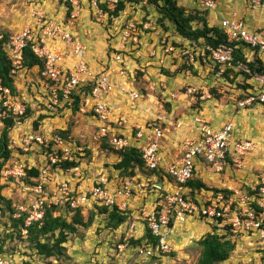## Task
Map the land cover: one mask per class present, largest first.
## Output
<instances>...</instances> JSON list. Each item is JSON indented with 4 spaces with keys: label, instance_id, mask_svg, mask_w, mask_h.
<instances>
[{
    "label": "built area",
    "instance_id": "built-area-1",
    "mask_svg": "<svg viewBox=\"0 0 264 264\" xmlns=\"http://www.w3.org/2000/svg\"><path fill=\"white\" fill-rule=\"evenodd\" d=\"M42 0H23V6L29 11L30 17H37L39 23L35 28H25L19 33H14L5 42L3 49L10 58V75L17 77L21 69L22 50L30 46L35 57L44 62L43 69L39 70L41 77L52 84L49 89V100L47 109H53L65 103L73 104L72 93L83 87L91 86L88 96H82V113H92L99 121L96 130L98 139L108 138V143L116 150H123L129 146L128 140L124 137L112 134L113 128L109 126V118L112 112L111 107L103 100L116 83H111L106 70L92 71L83 61H78L72 68L67 66L68 59H79L86 51L85 45L73 36L72 31L76 25L82 6L90 10L96 23H103L107 20L115 21L116 18L110 16L114 12L120 0H65L69 2V18L63 23L48 20L41 11ZM87 1V3H86ZM125 5L134 4L147 5L148 0H121ZM200 7L207 12H212L216 8V0H197ZM253 9L260 8L264 3L261 0H247ZM105 7L106 10L103 9ZM130 8V7H129ZM222 19V18H221ZM150 28L148 23H144L140 30L134 22L128 21L119 32L122 45L128 43L136 46L139 42L138 33ZM220 30L226 37V43H221L216 47L210 46L204 41H187L186 48L182 55L188 56V64L194 65L199 60L208 62L212 69H217L216 75L221 78L226 70L238 74L242 80L250 86L243 93L244 97L236 102V108L247 110L256 105L264 104V74L251 68L250 64L255 60L264 63V34L251 31L245 22L235 15L223 18L220 23ZM2 34H0V42ZM245 48L249 51L248 57L236 58V52ZM173 51L170 47L166 53ZM113 61L121 60L120 54L112 55ZM190 74L191 71H186ZM119 76L124 77L123 70L119 71ZM128 93L134 101L139 98V94L121 87ZM186 92L190 96L197 94V89L188 87ZM10 96V89L1 85L0 81V119L18 118V127L22 126L21 117L25 112V107L20 105H10L11 99L2 97ZM204 99V96H201ZM15 104V103H14ZM157 121L147 124L151 131L152 141L141 149V160L144 168L148 171L160 170L162 159L160 155V142L164 138L163 130ZM198 137L188 139L183 143V159L181 163H166L164 172L174 183V189L163 191L158 197L154 207L150 211L142 210L141 216L145 220L146 228L152 237L157 240L155 246L144 243L141 246L130 245L129 237H124L122 242L116 245L118 253H123L127 249L132 251L134 257L142 258L148 262L154 256L169 254L171 248L168 239L176 230L177 224H184L188 218H200L215 222L221 228L229 227V231H224V235H229L233 240L236 238H247L256 234L258 239L264 241V172L261 180L257 181L252 191L256 194L247 195L240 191H234L231 195L216 194L209 200H198L184 193L186 184L194 178L195 161L202 158L204 161L220 171L227 158H230L238 168L242 167L246 156L253 154L257 145L251 141H242L233 138V124L228 123L218 130H213L210 125L201 118H196ZM118 125L125 124V120L119 119ZM123 123V124H122ZM37 132V131H36ZM110 135V136H109ZM141 138L139 130L137 134ZM96 137V136H95ZM71 136L63 138L57 133L50 131L47 134L41 132L22 131L18 136L10 138L11 146L15 149L13 156H28L31 151L39 153V158L45 164L40 166V174L35 187L26 188L25 191H32V195L27 202L20 206L21 212L27 213L25 227L32 223L41 222L46 209L52 207H69L71 210L82 209L94 205L112 207L119 211H124L127 207L125 201L118 204L117 199L129 200L132 197V181H125L112 194L109 190V180L103 174L94 180L92 187L88 191L77 192L75 194L65 181L56 180V171L74 172V178L80 179L77 167L71 169H61L57 165L64 162L77 163V154L82 151ZM97 139V137H96ZM76 144V145H74ZM74 146V147H73ZM18 150L20 153H18ZM44 150V152H40ZM74 151V152H73ZM45 152L47 154L45 155ZM77 155H75V154ZM28 166L24 160L9 161L1 172L2 183L19 181L27 176ZM56 166V167H54ZM55 168V172H51ZM149 189L158 190L157 185H142ZM256 195V197H255ZM18 217V215H17ZM219 221V222H218ZM41 224V223H40ZM132 228V226H131ZM0 264H15L14 259L0 257Z\"/></svg>",
    "mask_w": 264,
    "mask_h": 264
},
{
    "label": "crops",
    "instance_id": "crops-1",
    "mask_svg": "<svg viewBox=\"0 0 264 264\" xmlns=\"http://www.w3.org/2000/svg\"><path fill=\"white\" fill-rule=\"evenodd\" d=\"M177 1L178 4L184 7L186 10L197 9L204 11L198 4L197 0H191V1L177 0ZM148 6H149L148 4L143 5L140 6V8H137V11L134 10L137 19L142 18L146 15V13L141 10L148 11L147 10ZM151 6L153 5H150V7ZM83 8L87 9L86 6H83ZM260 8H264V4ZM260 8L252 9L248 4L247 0H222L221 2L219 1V3H217L215 10L211 12V15L212 17H214L215 21H217L218 20L217 18L220 16L223 17H220L219 19L221 18L223 19L224 16H227L226 18H229L235 15L236 17H238L239 19L245 22L249 30L257 31L264 34V10H261ZM125 12H127V9ZM1 16L2 14L0 13V17ZM83 16H86V13L82 15V17ZM145 23H148L151 27V22L150 23L145 22ZM207 23L209 27H212V25H210L208 21ZM96 25L97 24H93L90 21L81 18L77 23V36L80 40L89 44L92 48V53L98 56L96 58H94V56L88 58L89 63L93 65V68H95V71L97 72V71H102L103 69L105 70V64L107 63V61L104 60L105 58H108V49H109L107 47V44H109L110 47L115 48L116 43L119 41L117 35L119 34V31L117 29V31L114 30L115 32H112V30L108 31V33L102 32L103 29L101 30V28L99 27L97 28L98 25L97 26ZM157 31L158 32L153 33L151 36L149 34L148 36H143L140 45L137 46L136 48H132V53H131L132 57H127L128 59L125 60V65L128 70L127 71L128 77L132 72H135L139 75H142L141 73H143L142 79H139V83L132 81V83L129 82L128 86H126L130 91H135L139 94V98L136 100L135 106H133L135 107L134 112H131L133 110L130 108L129 100L128 97L126 96V93H122L119 90L120 83L118 82H121L122 78L120 77L118 78L117 74L115 75V73L111 72V70L110 71L106 70V72L110 77L111 83L114 84L116 83V85L114 86L116 88L113 90L112 93L105 96L103 100L108 104L109 107H111L113 111L111 112L108 122L109 126L113 128L112 134L126 138L128 140L130 147H137V145L140 146L146 145L148 143V139L150 138V136H152L151 131L147 128V126H145L146 123L148 124L149 122L151 123L152 121L161 118L162 121H160V126L165 136L164 140L160 142L162 171L160 170L157 175H153V174L150 175V172L148 171L143 172L142 168L140 169L129 168L127 171L119 170L115 167V165H117L120 161V157L116 152L111 154L109 158L104 155V161L100 163L93 162L87 165L84 162L80 163V161L78 160L79 163L77 162V166L75 167H79L80 164V170H79L80 172L79 175L81 176L80 179L74 178L73 177L74 174H72V172L70 173L67 172L68 173L67 174L62 170L56 171V176H57L56 180L58 182L61 181L67 182L75 194H77V192L88 191L92 187L94 180L99 176V174H103L108 178L110 182L109 188L111 191L114 192L125 181H132L134 183V186L132 187V197L129 200H123L122 198L117 199L118 204H120L122 201H125L127 205L124 211L121 210V212H123L127 217V220L124 222V224H122L119 228L115 230L105 229V224H104L103 226L104 228L103 227L102 228H103L105 241L100 242V240L97 237H95L94 239L89 238V240L90 239L92 240V246L94 248H99V249L104 248L103 244L105 246L109 242L110 243L116 242L117 244L120 242V240H122L123 237H129V240L144 239L147 229H146L145 220L141 216V211L152 210L158 197L160 196L161 193H163V191L174 189L175 187L174 183L172 182V180L166 177L164 168L166 163H176V164L181 163L184 154L183 143L186 140V138L197 139L198 126L195 122L196 118H201L205 120L213 130H218L222 128L224 125L231 123L233 124L232 136L234 139H239L242 141H246V140L252 141L251 140L252 138L250 137L247 138L248 133L245 131V128L248 129V127L250 126L245 125L243 124V122H241L242 120H245V117L243 116L247 114L249 109L239 110L234 105L221 107L218 105L215 99L213 100L211 99L207 91L211 85L216 84V80L220 82H225L224 84H227L229 86H231L232 84L227 82L226 79L224 78H219L216 75L214 76V74L213 76L208 75L212 70L210 69L209 66L203 65L201 63V60H199V62L195 63L194 65H192L193 68L190 74H185L184 71H181L180 73L177 74L175 78L167 79L165 76H163V74L159 72V70L154 68L155 66L160 65L156 59H159L160 57L164 56L163 53L161 54V52L163 51L160 48L159 44L163 39H165L166 36L171 38L175 44L182 45V48L187 46V41L182 37H180L179 35H177L175 33V30H172L173 34L170 32H164L162 29H158ZM150 40H152L153 42L151 43ZM139 48H140L141 57H139V54L137 55ZM239 54L243 57L245 56L248 57L250 55L249 51L245 48H242ZM181 55L179 50L175 49L174 47L173 51L168 53L167 57H165L164 63L162 64L163 67L171 69L172 72L176 71L181 66V61H182ZM235 75H237L240 78L238 74L232 71L231 73H229L228 76L230 79H235L233 78V76ZM237 80L238 79L236 78L235 81ZM17 83H18V78L16 84ZM188 87H195L198 91L197 95L199 94L200 96L197 97L196 95L195 97H193L188 95L186 92V89ZM79 92L80 90L77 93ZM202 95L204 96V99L201 98ZM47 102L48 100L44 105H46ZM162 104H165V107L167 108L168 112L163 109ZM204 104L207 105L209 108L202 111V107ZM62 107H66V104H63ZM262 107H258V108H262ZM80 109L81 106H79V110ZM252 111L254 112V109ZM199 112L202 115H200ZM205 116L210 119L213 118V120H217L218 118H223V120L226 123L223 125L221 123H219V125H212V123L209 122V120L205 118ZM121 117H125V124L120 126L118 125L117 122L119 119H123ZM54 123L57 124V126L53 125L54 128L60 127L58 128V130L69 131V128H66V125L64 123L63 124L65 127L63 126L62 128L61 126L58 125L57 122ZM33 126L35 127V125ZM31 127L32 126L29 125L28 123L25 124L24 126H21L20 128L18 127V135L22 133L23 130L32 131ZM45 127H48V129L45 130L46 132L52 131V129L49 126H45ZM98 127H99V123L96 122L95 120L93 130H95L96 132ZM138 129H141L140 130L142 134L141 138H138L136 135L137 132H139ZM15 133L17 132H14L12 136H14ZM255 137L259 139V141H261V143L256 142L258 144L257 146L258 149L253 154L246 156V158L243 161L242 167L235 169V171H238L237 173L238 178H241L242 180L250 179L248 177L249 176L248 174H250L251 171L250 168L256 167L254 164V160L256 157L259 156L260 162H258V164L261 165L262 167V170H260L261 171L260 179L257 177L258 179L256 178V180L253 179L250 180V182L254 181L256 184L258 180H261L264 172V157H262V155H264V130L256 133ZM78 147L82 149V151L78 152L79 156L86 154L85 152L86 148L84 146L82 147L78 146ZM24 157L27 158V156ZM20 159H22V157ZM39 160L40 163L43 162L41 158ZM104 163L110 166H105L103 165ZM224 165L226 166L229 165V168L230 166L233 167L236 166L235 164H227V163H225ZM224 165L220 171H223ZM40 166H43V164ZM200 168H205L204 175L198 172ZM229 168L226 169L227 171L226 173L225 171L224 172L217 171L212 166V164L205 162L202 158H200L195 161V173L193 180H200L205 185L207 184L213 185L216 188V190L221 191L222 189L220 190V187L225 185L227 181H229L230 183L232 181L231 180L232 173ZM81 169H83L84 171H81ZM209 171H211L212 173H209ZM131 173H133L132 176H130ZM151 184L157 185L158 190H153V189H149V187L142 186V185H151ZM227 189L231 190L232 188L229 187ZM208 190H199V191L194 190L193 197L198 200L212 199L215 196V193H213V191H208ZM183 192L189 195L191 193V190L190 188L186 187L183 190ZM91 208L92 207H88L87 210ZM104 219L105 218L103 215L96 216V219L94 220L93 224L88 228L89 231L88 233H95V230L99 226L98 225L94 227L95 223L97 221L98 222L101 221L102 223H105ZM212 225H214L213 227L217 228V231L221 228L215 222L214 224L211 221H204L197 223V221H195L194 218H188L184 224L176 225V230L174 233L177 234L178 232L184 231L186 229V233L188 236L195 237V235H198L199 232L206 234L212 232L210 231ZM249 238L250 236L245 239H249ZM182 241L186 245L185 240L182 239ZM86 244L88 245V243ZM109 252H112V254L110 255H113V257L116 256L119 257V255H116L115 252L114 253L113 251H109Z\"/></svg>",
    "mask_w": 264,
    "mask_h": 264
},
{
    "label": "rangeland",
    "instance_id": "rangeland-1",
    "mask_svg": "<svg viewBox=\"0 0 264 264\" xmlns=\"http://www.w3.org/2000/svg\"><path fill=\"white\" fill-rule=\"evenodd\" d=\"M189 1H191V0H189ZM219 1L221 2L222 0H216V4L219 3ZM86 3H87V1H86ZM40 4H41V9H42L41 11L44 13V15L46 16V18L48 20H51V21H54L57 23H63L69 18V16H68L69 11H70L69 6H68L69 2H67L65 0H42L40 2ZM148 5H149L147 7L148 11L140 9L141 11L146 13V15L142 18L137 19L136 13H134V10L137 11V8H140V6H143V5L136 3V4H134V6L126 5L123 13L121 12L119 17H117L114 22L111 20L110 21L107 20L103 23H98V24L96 23V20L93 16L92 12L88 9L83 8V6H82V10L80 11L78 18L76 19V22H75L76 25L74 26L72 34L74 37H76V39H78V41H81L85 45L86 51L79 59H73V58L68 59L67 66L69 68H72V66L74 64H78V61H83L92 71L95 72V68H93V65H91V63H89L88 58H90L92 56H94V58H96L98 56H96L94 53H92V48L89 44L83 42L77 36V23L81 18H83L87 21H90L93 24H97L98 25V26L96 25L97 28L99 27V28H101V30L103 29L104 31L102 30V32H106V33H108V31H111V30H112V32H115V31H117V29L120 32V30L122 29L124 24H126L128 21L134 22V24L137 25V28L139 30H140V28H142V26L145 22H149V23L151 22V27L149 29L143 31L142 33H138L139 42L136 46H134L131 43H128L125 46L122 45L120 42V35L119 34H117L118 39H119V41H118L119 43L118 42L116 43L115 48L114 47L112 48V47H110L109 44H107V47L109 49H108V58H105V60H104V61H107V63L105 64V70H108V71L111 70V72H114L115 75L117 74L118 78L120 77L118 74L119 71L123 70V72H124V77L123 78L120 77L123 80L121 79V82H118V83H120V85H119L120 92L125 93L121 89V87L127 88L126 86H128L129 82L132 83V81H135L136 83H139V79H142L143 73H141L142 75H139L135 72H132L128 77V74H127L128 70H127V67L125 65V60L128 59L127 57H132L131 56L132 48H136L137 46L140 45V43L143 39V36H148V34L151 36L153 33L158 32L157 31L158 29H162L164 32H170V33H172V30H175L174 25H172L171 23H169L167 21L159 24V22H157V21L159 20L161 15L159 14L158 9L156 8V6L150 7V4H148ZM126 9H127V12H125ZM260 9L264 10V8H260ZM196 10L197 9H189L187 11H196ZM198 11L201 12V10H198ZM0 13L2 14V16L0 17V34H2V41L1 42L3 43V46L6 42V40L11 35H13L14 33H17V32L19 33L20 31H22L25 28H27V29L35 28L36 23H39L37 17H32V18L30 17L31 15H30L29 11H26L25 7L23 6V0H0ZM85 13H86V16L82 17V15H84ZM207 14H208V16H207ZM207 14L205 15V17L207 18V21L210 23V25H212V26L214 25V27L219 29L220 23L222 20L219 18L223 17V16L218 17L217 18L218 20L215 21L214 17H212V15H211V12H209ZM226 17L227 16H224V18H226ZM150 42L152 43L153 41L150 40ZM159 46L163 51V52H161V54L163 53L164 56L160 57L159 59H156L160 65L159 66L157 65L154 68L159 70V72L161 74H163V76H165L167 79L175 78L177 76V74L180 73L181 71H184L185 74H187L185 71H189V70H187L189 68H190V71H192V67H188L189 65L191 66V64H188V56L187 55H184V56L181 55V59H182L181 66L176 71L172 72L171 69L163 67L162 64L164 63V59H165V57H167V54L169 53V52L166 53L165 50H167L170 47H172V48L175 47V49H178L179 52L181 53L182 52V46L177 48L176 46H178V45L175 44L174 41L167 36L165 37V39H163L161 41ZM25 48H27V46L24 47L22 50L21 69L18 71V76L17 77L11 76L10 72H9V76L14 81L15 91H11V89L9 88L10 89V96L8 98L4 97V95H2L3 98L12 100L10 102L11 106L16 105V104L18 105V103H19L20 105L25 107V112L21 118H23L26 115L27 109L30 110L29 115H27L24 120L21 119V121L23 122V123H21L22 126H24L25 124L28 123L29 125L32 126L31 129L35 133L41 132V134L49 133L50 131H48V132L45 131L48 129V127H45V126H49L52 129V133L54 134L55 131L58 130V128H60V127L54 128L53 125L57 126V124H55L54 122H57L58 125L61 126V128L65 124L66 128H69V133H70L69 135L72 137L71 141L73 140V143L75 142L77 144V146H81V147L84 146L86 148V150H85L86 154H84L82 156H79V154H77L78 155L77 156L74 153L77 156V159L80 161V163L84 162L87 165L89 163H93V162L100 163V162L104 161V155L109 158V156L111 154H113L115 152V150L109 145L108 141H105V140L102 141V139H98V136L96 135L95 130H93L94 121L96 120V122L99 123L96 116H93V114L89 113V112L82 113L79 110V108L78 109L75 108V105L74 104L72 105L71 103H65L66 107H62L60 104L59 106H56L53 109H50V108L47 109L46 105H44V104L46 103L47 100H49V89L48 88H50L52 86V84L50 82L45 81L41 77L40 71L37 67L34 69H28V68L24 67L23 51ZM138 50L139 51H138L137 55L139 54V57H141L140 56V48ZM113 53L114 54H120L121 55L120 59L123 61L121 63H119L120 61H115V60L113 61V58H112ZM165 53H166V56H165ZM5 54L10 61V58L7 55V53H5ZM186 63L188 65H186ZM201 63L203 65L209 66L208 62L201 61ZM10 66H12L11 61H10ZM210 69L212 71L208 75L213 76V74H214V76H215L216 72L213 71L212 67H210ZM10 71H11V67H10ZM131 76H132V78H131ZM17 78H18V83L16 84ZM233 78H235V79L237 78L238 80L235 81V79H230L231 84H232L231 86L224 84L225 82H220L218 80H216L215 85H211V86L209 85L210 88H208L207 92L209 93L212 100H213L214 96L210 93V89L213 88V89L217 90V93L219 92L218 94L220 95V100H216V102L221 107H223V106L227 107V106H231V105L236 106V102L239 101L240 99H242L244 89L241 88V85L244 83L246 84V82H244L237 75L233 76ZM130 79H131V81H130ZM0 81H1V85L4 86L1 79H0ZM4 87H6V86H4ZM17 88H18V91H17ZM193 88H195V87H193ZM113 90L114 89H112L108 94L112 93ZM78 91L79 90L74 91L72 93V95L79 94V93H77ZM80 94H83V93H80ZM126 96L128 97L130 108L133 110L131 112H134L135 107H133V106H135L136 101H134V99L131 96H129L128 93H126ZM199 96L200 95L198 94L197 97H199ZM72 99L74 100V98H72ZM162 106H163V109L165 111H167L165 104H162ZM258 107H262V106L256 105V106L252 107L251 109H249L247 114H245L243 116V117H245V120L241 121V122H243V124L250 126V127H248V129L245 128V131L248 133L247 138L248 137L252 138L251 140L255 143L256 142L261 143V141H259V139H257L255 137V134L258 133L259 131L264 130V107H262V108H258ZM208 108L209 107L204 104L202 107V111H204L205 109H208ZM253 109H254V112L252 111ZM211 113H213V112H211ZM199 114L202 115L200 112H199ZM121 118H123V120H125V117H121ZM205 118H207V117L205 116ZM207 119L209 120V122L212 123V125H219V123H221L223 125L226 123L223 120V118H218L217 120H213V118L212 119L207 118ZM26 121H28V122H26ZM15 122H16V127L14 125L13 129H11L9 134H8V136H9V147L11 146L10 138L14 137V136H18V118L15 119ZM33 125L37 126L36 130H35L36 126L34 127ZM145 126H147V123ZM2 129H3L2 123L0 121V133H1ZM139 130H141V129H139ZM14 132H17V133H15V135L12 136V134H14ZM95 136L97 137V139ZM137 137L139 138L138 135H137ZM150 141H152V136H150V138L148 139V142H150ZM257 143H256V145L258 146ZM76 144H74V145H76ZM15 149L13 148V149H9V150H11V152L13 154V153L17 152ZM113 150H114V152H113ZM40 152L42 153V152H44V150H42ZM18 153H20L19 150H18ZM37 155H39V153H35V151L33 150L29 153L27 158H25L23 156L22 160H24L28 166H30L31 164L34 166H37V167H39L42 164L44 165L45 162L43 161L42 163H40V160H39L40 158ZM262 157H264V155H262ZM259 159H260V157L258 156L254 160V164L256 167H251V168L249 167L251 169V171H250V174H248L249 175L248 177L250 178L248 180H242L241 178L237 177L238 171H235V169H238V167L230 166V168H229V165L228 166L224 165L223 171H220V172L225 171V173H226L227 172L226 169L229 168L231 173H232V175H231L232 181H231V183L229 181H227V183L225 185L220 187V190L221 189L227 190L230 193L231 192L233 193L234 191H240V192L246 193L247 195H252L254 193L252 191L253 190L252 188L253 187L255 188V186H257L258 184H255L254 181L250 182V180L251 179L256 180L257 177L260 179V176H261L260 170H262V167H261V165L258 164V162H260ZM18 160H21V159L19 157L14 156L11 161L15 162ZM28 160H31V161H28ZM103 165L110 166L106 163H104ZM71 168L68 167V169H71ZM77 169L80 170V164H79V167H77ZM142 169H143V172L146 171L144 169V167H142ZM204 169L205 168H200L198 172H200V173H202V175H204L205 174ZM81 171H84V170L81 169ZM209 173H212V172L209 171ZM72 174H74V172H72ZM76 186H78V185H76ZM216 186H218V185H216ZM206 187H207V189H209L208 191L216 190V188L210 184H207ZM229 187H231L232 188L231 190H233V191L228 190L227 188H229ZM236 189H238V190H236ZM109 190H110V188H109ZM23 191H25V189L21 190V184L18 181H13L7 186V188L3 191V193H4V196L12 198L15 202L19 201V204H24L27 202V200H26V195H25V193H23ZM110 192L112 194L114 193V191H111V190H110ZM213 193H215V192L213 191ZM217 194H223V193L220 192ZM22 196L24 197V202H23ZM255 197H256V195H255ZM95 219H96V217H95ZM194 219H195V221H197V223L207 221V220H203L200 218H194ZM96 223H98V224H96ZM96 223H95L94 227H96L98 225L99 226L95 230V233H88L89 232L88 229L81 227L82 229H78L77 234H75V235L73 234V235L69 236L68 242L66 244V248H67L66 256L70 257L71 262H74L75 264H112L110 262H114V264H129V263L143 264L144 263L142 258L139 259L137 257H134L135 253H132V251H130L129 249L124 251V253H121V254L118 253V251L116 250V242H111V243L109 242L105 246L103 244L104 248H101V249L94 248L92 246V240L91 239L89 240V238L94 239L95 237H97L100 240V242L105 241V237L103 234V228H104L103 226H104V224L106 226V223H102L101 221L100 222L97 221ZM213 224H214V222H213ZM213 226L214 225H212V227L210 228L211 229L210 231L214 230ZM0 229H1L0 230V254L1 255H5L8 257H17L14 259L15 264H22V262L25 263L28 261H31L33 264H48V262H50V259L43 260L42 257L39 258L36 255V251L30 248V244L28 243L27 240L22 239V238L21 239L18 238V234H17L16 230L11 229V220L9 219V216L7 214H4V215L0 214ZM224 231H225L224 228H220L216 232L219 235H223ZM205 234L206 233H200L199 232V234L195 235V237L188 236L186 233V229L184 231L178 232L177 234L173 233L171 235V237L168 239V243H169V246L171 248V252L169 254L160 255L159 256V263L160 264H196L197 259L199 257V251L197 249V243ZM182 239L185 240L186 245L184 244ZM121 242H122V240H121ZM236 242H238V243L236 244V249H235L233 255L231 256L229 261H227L223 264H264V241H259L258 238L256 237V235L252 234L249 239L236 238ZM86 243H88V245ZM130 245H131V243H130ZM109 251H113V253L115 252V254L119 255V257H117V256L113 257V255H110V254H112V252H109ZM17 259H18V262H17ZM20 260H22V261H20Z\"/></svg>",
    "mask_w": 264,
    "mask_h": 264
},
{
    "label": "trees",
    "instance_id": "trees-1",
    "mask_svg": "<svg viewBox=\"0 0 264 264\" xmlns=\"http://www.w3.org/2000/svg\"><path fill=\"white\" fill-rule=\"evenodd\" d=\"M261 1L264 3V0ZM148 4L156 6V8L158 9L159 14L161 15L159 20L157 21L159 22V24L165 21L171 23L175 27L176 34L186 41L199 42L202 40L210 46L214 47L221 43H226V37L220 29L214 26H208L207 19L205 17L207 11H187L184 7L178 4L177 0H148ZM125 6V3L120 0L114 12H111L109 15L114 18L119 17L121 12L124 11ZM103 9L106 10L105 7H103ZM181 46L182 45L179 44L176 47L178 48ZM185 48L186 47H183L182 51ZM181 54L182 52L180 53V55ZM236 58L242 59L239 51L236 52ZM23 64L24 67L28 69H34L37 67L39 70H41L43 69L44 62L42 59L35 57V55L31 51L30 46H28L23 51ZM186 65L188 64L186 63ZM10 67V61L3 49V43L0 42V79L2 80L4 86L10 88L11 91H15L14 81L9 76ZM188 67L193 68L192 65H189ZM250 67L255 68L257 72L264 74V63H262L260 60H255V63L250 64ZM187 70H190V68ZM213 71L217 72V69H213ZM231 71L232 70H226L221 78H224L226 79V81L231 83V80L228 76ZM241 88L244 89L243 93H245V91L249 89L250 86L244 83L241 85ZM90 92L91 86H87L81 88L79 94L72 95V98H74L73 104L75 105V108H79V104L82 101V95L88 96ZM210 93L214 96L213 99L220 100V95L218 94L219 92L217 93L216 89H210ZM196 95H194L193 97H195ZM243 97L244 95L242 96V98ZM262 106L264 107V104H262ZM29 111L30 110L27 109L26 115L21 118L22 120H24L25 117L29 115ZM0 121L3 127L0 133V214H7L9 216V219L11 220V229L16 230L19 239L22 238L28 241V243L30 244V248L36 251V255L39 258L42 257L43 260L50 259V262H48V264H75L74 262H71L69 256H66V244L68 242L69 236L77 234L78 229H88L93 224L95 217L100 215H103L105 218V229L115 230L126 221L127 218L125 214L119 211L115 206L106 207L94 205L91 209H86L85 211H83V208L71 210L69 207H52L45 210L44 217L41 222L32 223L28 227H25V219L27 217V213L21 212V210L19 209L20 206L24 205L25 203L19 204V201L15 202L12 198L4 196L3 191L7 188L10 182L2 183L1 181V172L3 168L14 157L11 150H9L8 148V134L10 130L13 129L15 124L13 118H3ZM36 129L37 127L35 128V130ZM55 133L63 138H67V136H70L69 131L58 130L55 131ZM103 140L107 141V139H102V141ZM111 147L115 150L116 153H118L120 157L119 163L115 165L117 169L127 171L129 168L135 169L142 168L144 166L143 161L141 160V153L139 149L135 147H128L124 150H116L113 146ZM46 154L47 152H45V155ZM225 163L233 164L230 158H227ZM75 166H77V163L69 162H64L57 165V167L61 169H67L68 167L73 168ZM39 169L40 167L33 166L26 170L27 176L25 178H21L18 181L21 184V190L26 188L30 189V187L36 186V181L39 178L40 174ZM55 171V168H53L52 170H50V173H53ZM159 171L160 170L150 171V175H157ZM132 175L133 173H131L130 176ZM166 177L171 180V178L167 174ZM186 187L190 188L191 190V193L189 194L190 197H193L194 190H208L206 185L200 180L193 179L186 184ZM213 191L215 192V194L221 192L226 197L231 195V193L227 190ZM23 193H25L26 195V200H28L29 197L33 194L32 191H23ZM253 194H256V192H254ZM262 228L264 229V223ZM225 230H227L228 232L229 227H226ZM216 231L217 228L214 227V230L212 232L205 234L197 243L199 257L196 264H223L228 261L233 255L236 249V244L238 242H236V240H233L229 235H219ZM143 242H146L148 243V245L151 244L153 246L157 244V240L151 236L150 231L148 230H146L144 239L135 241L130 240V243L133 247L141 246ZM0 257L13 259V257H8L1 254ZM110 263L114 264V262ZM22 264L33 263L31 261H28L25 263L22 262ZM143 264H160L159 256H154L150 258L148 262H144Z\"/></svg>",
    "mask_w": 264,
    "mask_h": 264
},
{
    "label": "clouds",
    "instance_id": "clouds-1",
    "mask_svg": "<svg viewBox=\"0 0 264 264\" xmlns=\"http://www.w3.org/2000/svg\"><path fill=\"white\" fill-rule=\"evenodd\" d=\"M80 106H81V103H80ZM258 106H262V105H258ZM254 107V106H253ZM158 120V119H157ZM157 120H155V121H157ZM160 121H162V120H159L158 121V124H159V126H160ZM153 122V121H152ZM148 124H150V122L148 123ZM161 127V126H160ZM162 129V128H161ZM139 130V129H138ZM118 136V135H117ZM121 137V136H120ZM165 137V136H164ZM107 139V141H108V138H106ZM162 140H164V138L162 139ZM252 142V141H251ZM149 143V142H148ZM255 143V142H254ZM256 144V143H255ZM145 146V145H144ZM144 146H140V145H137V147H135V148H137V149H139V151H140V153H141V149H142V147H144ZM128 147H130V146H128ZM127 147V148H128ZM124 150V149H123ZM144 167V166H143ZM145 169V168H144ZM146 170V169H145ZM161 170V169H160ZM146 171H148V170H146ZM156 171V170H155ZM148 172H150V171H148ZM13 182V181H12ZM11 183V182H10ZM118 244V243H117ZM116 244V245H117ZM15 258H17V257H13V259H15Z\"/></svg>",
    "mask_w": 264,
    "mask_h": 264
}]
</instances>
